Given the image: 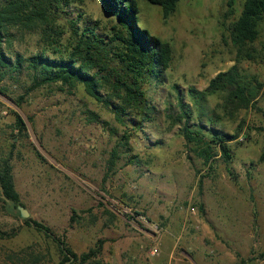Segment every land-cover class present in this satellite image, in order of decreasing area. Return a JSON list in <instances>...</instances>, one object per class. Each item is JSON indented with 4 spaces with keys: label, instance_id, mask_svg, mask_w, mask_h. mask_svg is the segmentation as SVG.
<instances>
[{
    "label": "rangeland",
    "instance_id": "1",
    "mask_svg": "<svg viewBox=\"0 0 264 264\" xmlns=\"http://www.w3.org/2000/svg\"><path fill=\"white\" fill-rule=\"evenodd\" d=\"M243 3L179 0L164 20L160 7L136 0L138 26L168 42L172 59L162 84L143 86L154 113L129 115L125 124L80 84L36 83L25 67L43 50L41 29H8L4 52L12 60L20 55L23 65L0 82V160L9 161L20 206L0 193V231L14 232L0 240V264H59L57 244L24 220L43 223L78 255L101 241L90 264H264L257 259L264 251V19L245 47L253 59L237 62L230 28ZM62 11L67 20L60 16L54 34L63 43L68 20L99 21L98 33L108 24L98 0ZM234 65L261 87L233 118L220 108L222 95L207 98L201 121L193 110L191 123L205 126V134L213 128L237 136L229 163L217 149L205 163L167 118L172 86L191 107L190 87L204 90Z\"/></svg>",
    "mask_w": 264,
    "mask_h": 264
},
{
    "label": "trees",
    "instance_id": "2",
    "mask_svg": "<svg viewBox=\"0 0 264 264\" xmlns=\"http://www.w3.org/2000/svg\"><path fill=\"white\" fill-rule=\"evenodd\" d=\"M83 0H0V82L9 74L18 72L23 65V58L16 55L12 60L6 56L4 45L7 44L9 28L21 27L24 30L41 29L43 50L30 56L25 69L33 73L36 83H61L64 85L80 84L95 101L104 104L115 116L119 124L133 115L135 119H146L154 112L143 88L151 82L163 83L164 74L169 68L172 51L168 42L141 29L137 23L136 0H98L101 13L108 19L101 32H97L100 22L78 26L76 20H67L64 7ZM162 10L166 20L176 10L179 0H147ZM62 16L66 19L69 38L65 43L54 34L60 27L57 22ZM80 19V17L78 18ZM264 19V0H244L243 9L238 19L231 25L230 40L236 49L237 62L252 60L253 56L245 49L258 38V25ZM104 29V30H103ZM72 32V33H71ZM60 39V40H59ZM51 51L53 56L62 53L59 58L45 56ZM64 54H67L64 57ZM261 84L255 78L241 75L236 65L212 78L204 90L193 87L188 89L192 106L185 104L176 84L172 86L175 104H169L167 118L171 125H180V134L186 145L205 163L216 156L219 150L224 161H231L229 143L236 140L235 134L223 133L205 126L191 123L193 110L201 121V106L207 98L222 95L220 108L233 118L241 109L254 104ZM175 109V110H174ZM212 125V120H208ZM17 129L24 128V122L16 116ZM264 160V153L261 155ZM0 193L13 206H20L18 193L14 189L9 161L0 160ZM72 221V219H71ZM38 232L52 238L57 244L61 260L59 264H90L98 258L102 242L87 253L76 254L62 240L54 236L49 227L41 222L24 220ZM14 232L0 231V240L10 238ZM258 260H264V251Z\"/></svg>",
    "mask_w": 264,
    "mask_h": 264
},
{
    "label": "water",
    "instance_id": "3",
    "mask_svg": "<svg viewBox=\"0 0 264 264\" xmlns=\"http://www.w3.org/2000/svg\"><path fill=\"white\" fill-rule=\"evenodd\" d=\"M18 211H19V214H20V216L23 218V219H26V218H28V213L24 210V209H22V208H18Z\"/></svg>",
    "mask_w": 264,
    "mask_h": 264
}]
</instances>
